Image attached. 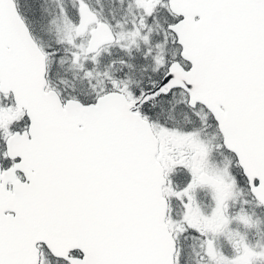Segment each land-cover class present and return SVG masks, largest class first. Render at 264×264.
Listing matches in <instances>:
<instances>
[{
    "label": "snow or ice",
    "instance_id": "obj_1",
    "mask_svg": "<svg viewBox=\"0 0 264 264\" xmlns=\"http://www.w3.org/2000/svg\"><path fill=\"white\" fill-rule=\"evenodd\" d=\"M111 3L0 0V264H264V0Z\"/></svg>",
    "mask_w": 264,
    "mask_h": 264
},
{
    "label": "flooded vegetation",
    "instance_id": "obj_2",
    "mask_svg": "<svg viewBox=\"0 0 264 264\" xmlns=\"http://www.w3.org/2000/svg\"><path fill=\"white\" fill-rule=\"evenodd\" d=\"M227 163V158H222L220 160V164L221 166H224ZM201 198L206 200L207 197V192H201L200 193ZM249 239L255 244L257 242L264 244V234L261 235H257L255 232H252L249 234ZM218 245L223 247L225 249V251H228L230 253V249H228L227 244L225 243V241L223 239H220L218 241Z\"/></svg>",
    "mask_w": 264,
    "mask_h": 264
},
{
    "label": "rangeland",
    "instance_id": "obj_3",
    "mask_svg": "<svg viewBox=\"0 0 264 264\" xmlns=\"http://www.w3.org/2000/svg\"><path fill=\"white\" fill-rule=\"evenodd\" d=\"M91 3L93 7L102 9L105 12H107V10L113 6L111 0H91Z\"/></svg>",
    "mask_w": 264,
    "mask_h": 264
}]
</instances>
